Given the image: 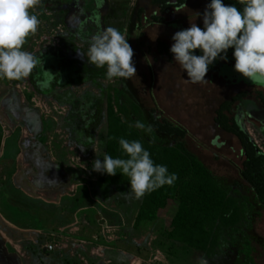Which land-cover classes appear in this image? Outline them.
<instances>
[{
    "label": "rangeland",
    "instance_id": "obj_1",
    "mask_svg": "<svg viewBox=\"0 0 264 264\" xmlns=\"http://www.w3.org/2000/svg\"><path fill=\"white\" fill-rule=\"evenodd\" d=\"M150 1L41 0L34 10L40 24L22 50L31 52L39 63L27 78L0 81V128L4 140L12 136L8 146L14 145V131H19L20 153L15 162L18 174L14 182L25 190L29 188L30 196H37L35 192L40 189L60 187H64L63 195L70 189L74 192L75 186L86 184L92 188L93 200L86 197L84 189L80 190L79 199H85L84 204H91L95 209L98 202L106 200L102 190L110 191L113 200L126 197L131 192L130 186H100L101 173L92 170V163L97 158L103 159L109 142L114 146L118 141L119 128L135 131L143 142H149L142 130L129 127L134 125L131 115L140 107L154 109L162 119L183 127L187 131L185 141L189 151L217 178L229 185L242 186L243 190H233L234 197H238L237 192L244 194L245 186L239 178L242 160L239 144L217 129L214 114L220 104L248 90L240 85L230 86L212 72L205 76L208 82L192 83L173 57L170 60L157 54L158 41L169 47L174 43L171 38L177 31L172 24L184 29L190 23L203 25V18L187 16L202 10L201 0L189 3L183 13L175 10L171 16L164 15L162 24L142 21L140 28L134 30L138 8L144 10V19L151 16ZM107 27L126 34L134 51L136 77L109 79L106 67L96 68L87 62L91 36ZM231 50L234 51L227 50L226 60L217 59L211 65L235 61ZM194 54L202 55V52L197 49ZM224 75L228 80L236 79L238 84L244 80L245 85H253L235 70L227 69ZM243 117L244 132L264 156L262 127ZM28 158L45 163L44 171L31 166ZM8 165L0 159V175ZM27 177H32L33 182H28ZM176 209L177 204L170 203L156 220L141 230L139 237L147 249L141 253L145 256L141 264H199L201 257L207 264H233L234 251L216 248L212 257H206L175 238L170 239V221ZM58 213L55 211V215ZM25 215L18 217L25 221ZM54 219L65 220L58 215ZM30 221L41 222L36 217ZM255 230L264 240V212ZM256 250V263L264 264L260 244Z\"/></svg>",
    "mask_w": 264,
    "mask_h": 264
},
{
    "label": "trees",
    "instance_id": "obj_2",
    "mask_svg": "<svg viewBox=\"0 0 264 264\" xmlns=\"http://www.w3.org/2000/svg\"><path fill=\"white\" fill-rule=\"evenodd\" d=\"M188 0H151L152 14L144 19V10H136L135 27L138 30L142 21L162 24L163 15L184 7ZM207 5L211 0H206ZM226 5H235L242 10L239 2L223 0ZM156 52L172 59L173 54L167 44L158 41ZM214 65L209 66L212 70ZM208 70V71H209ZM2 78H0L1 81ZM244 94L223 102L216 109L214 124L218 130L233 136L240 148L242 157L239 178L245 186L244 194L234 197L233 190L242 186L219 179L193 155L186 145L187 131L174 123L161 118L154 109L136 108L131 121H141L154 127L152 134L145 133L149 142H143L139 134L127 128H119L118 136L128 140H140L156 164L165 165L169 173L178 179L172 186L147 193L142 198L138 222H152L159 212L167 209L170 203L177 204L174 217L170 221V239L212 257L216 248L227 252L234 251L233 264H257L258 244L264 250V240L256 233V224L264 212V156L249 137L230 118L233 103L240 101ZM113 130V128L111 127ZM126 134V135H125ZM0 130V142L2 138ZM19 131L15 136L17 141ZM153 137H155L154 142ZM119 140V139H118ZM114 147V148H113ZM17 153V150H16ZM106 154L113 158H126L118 141L109 142ZM114 176L101 174L99 185L105 187L130 186L127 176L117 170ZM243 190V189H242Z\"/></svg>",
    "mask_w": 264,
    "mask_h": 264
},
{
    "label": "clouds",
    "instance_id": "obj_3",
    "mask_svg": "<svg viewBox=\"0 0 264 264\" xmlns=\"http://www.w3.org/2000/svg\"><path fill=\"white\" fill-rule=\"evenodd\" d=\"M238 2L242 10L223 0H211L203 13V28L190 23V27L172 36L170 52L192 83L208 82L205 76L209 66L217 59L226 60L227 50L233 48L234 70L253 85L264 87V0ZM40 3L41 0H0V78H27L39 63L31 52L22 49L27 38L38 30L40 21L33 12ZM197 49L202 55L194 54ZM78 55L84 57L79 51ZM133 56L126 34L114 27L90 38L87 62L96 68L106 67L109 79L136 77ZM133 126L148 134L154 132L152 125L141 121L129 125ZM118 143L126 158L105 154L102 160L93 161L92 170L108 176L119 170L127 176L131 192L126 196L140 200L165 185H174L177 175L170 174L165 165L156 164L140 140L121 137ZM199 264H207V260L201 257Z\"/></svg>",
    "mask_w": 264,
    "mask_h": 264
},
{
    "label": "crops",
    "instance_id": "obj_4",
    "mask_svg": "<svg viewBox=\"0 0 264 264\" xmlns=\"http://www.w3.org/2000/svg\"><path fill=\"white\" fill-rule=\"evenodd\" d=\"M195 1L188 0L183 8L172 10L167 14L171 16L174 11L183 13L186 6ZM230 1L238 2V0ZM201 3L203 7L201 11L187 16L202 19L207 2L201 0ZM197 13H201V16ZM171 26H174L173 30L176 31L184 29L182 26L173 24ZM0 130L2 131L1 128ZM17 132L14 131L15 134ZM10 137L4 140L2 135L0 142V159L9 163L0 175V264H141L144 262L145 256L142 257L141 253L146 252L147 249L142 245L139 234L150 222L137 220L142 199L129 200V197L124 195L122 197L125 199L114 197L113 200L110 191L102 190L106 200L98 202V209H95L91 204L85 205V199H79L78 194L84 189L86 197L90 201L93 200L92 188L86 184L75 186L74 192L70 189L69 193L63 195L61 194L64 187L57 190L40 189L39 192H35L37 196L32 197L27 193L29 188L25 190L14 182L18 174L15 162L20 153L19 135L11 147L7 144ZM36 161L28 158L31 166L44 171L45 163ZM54 175L56 176V173ZM26 179L30 183L33 182L32 177ZM55 211H59L58 217H63L65 220L54 219L57 216ZM86 212L92 214H84ZM18 215H23V218L25 215L27 218L24 221ZM33 217L41 222L31 223L30 219ZM50 245L53 246V250L48 252L46 248Z\"/></svg>",
    "mask_w": 264,
    "mask_h": 264
},
{
    "label": "flooded vegetation",
    "instance_id": "obj_5",
    "mask_svg": "<svg viewBox=\"0 0 264 264\" xmlns=\"http://www.w3.org/2000/svg\"><path fill=\"white\" fill-rule=\"evenodd\" d=\"M231 55H233V53ZM220 62H221V59H220ZM234 64H235L234 60L232 62L224 63L223 65L219 63V64L214 65L212 67V70L211 71L209 70L208 72L209 73L212 72L216 74V76L220 80L227 82L230 86L240 85L244 89L248 90L244 92H238L235 96H233V97H236L240 94H244V96L240 99V101L233 103V105L231 106L230 118L234 120V122L243 132H244V129H243L242 122L244 123V120H245L243 116H246V119L249 122L254 123L258 127H262V130L264 131V88H261L255 85H245L244 80H240V84H238L236 79L232 78L231 80H228V77L224 74L226 73L227 69H231V71H233ZM232 138L235 139L233 136Z\"/></svg>",
    "mask_w": 264,
    "mask_h": 264
},
{
    "label": "built area",
    "instance_id": "obj_6",
    "mask_svg": "<svg viewBox=\"0 0 264 264\" xmlns=\"http://www.w3.org/2000/svg\"><path fill=\"white\" fill-rule=\"evenodd\" d=\"M46 250L48 251V252H51L52 250H53V246H47V248H46Z\"/></svg>",
    "mask_w": 264,
    "mask_h": 264
}]
</instances>
